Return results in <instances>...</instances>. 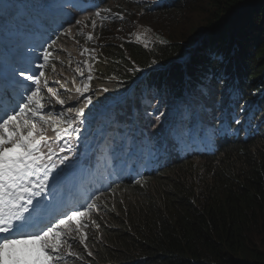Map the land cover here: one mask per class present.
<instances>
[{"label": "trees", "instance_id": "trees-1", "mask_svg": "<svg viewBox=\"0 0 264 264\" xmlns=\"http://www.w3.org/2000/svg\"><path fill=\"white\" fill-rule=\"evenodd\" d=\"M45 1L0 0V52L11 39L12 29L17 38L38 32L23 23L41 18L52 25L54 19L44 8ZM69 1L72 3L61 0L56 6ZM93 1L117 7L130 0ZM169 1L173 5L155 6L158 13H170L177 1L180 6L186 4L184 0ZM85 2L89 0H73L77 3L75 9ZM208 4L213 10L209 22L196 15L189 23L194 29L204 23L210 27L202 30V39L194 49L183 52L182 46L174 50L173 42L159 35L156 37L162 42L156 40L151 47L132 41L119 46L110 39L99 44L96 59L91 58V66L99 70L94 76L113 81L110 97L122 101L119 95L133 94V100H126L127 104L119 101L118 106L109 107L108 111L117 114L115 119L109 113L99 124L105 128L107 137L137 146L134 131L130 132L129 127L142 116L140 134L145 142L141 146L149 159L137 160L140 166L150 168L151 173L140 184L133 185L128 196L105 200L103 233L100 239L94 236L92 242L95 258L101 264H264V125L260 120L264 119V0H208ZM56 11L62 13L59 8ZM199 28L202 26L196 31ZM158 30L164 36L165 31ZM54 41L55 45L51 42L44 49L52 45L51 63L56 70L53 72L49 65L46 75L51 84L57 85L56 80L61 81L60 85L72 84L75 61L66 59V51L56 46L62 41L59 36ZM85 57L91 54L85 52L78 61H85ZM4 59L1 54L0 61ZM217 85L224 87L222 92L217 90L218 97L226 93L231 100L254 107L245 112L250 116L248 126L242 129L237 122L230 125V135L233 131L236 138L216 154L213 151L220 143L215 142V137L211 136L212 142L198 136L204 140L205 150H211L210 156L199 159L191 156L184 161L182 126L194 121L196 129L203 130L215 124L211 101L208 109L193 115L186 113V105L195 102L194 98L205 103L207 91ZM242 90L246 92L244 98L239 97ZM65 91L59 93L61 98L77 97L76 93L68 95ZM177 92L182 96L175 98ZM108 95L94 101V112L99 111ZM165 96L181 100V104L173 106L170 121L155 130L146 120L145 111L153 114L154 98L163 100ZM143 103L146 110L141 106ZM50 105L52 117L61 119V105ZM79 107L82 105L71 102V108ZM162 111L166 110L163 108L161 114ZM251 111L260 113L251 119ZM87 112L85 108L81 123L88 129L91 119H87ZM256 118L259 120L255 122ZM166 128L167 138L160 146L159 132ZM222 129L218 128L219 135ZM191 153L194 155L195 151ZM196 167L202 171L197 172Z\"/></svg>", "mask_w": 264, "mask_h": 264}, {"label": "snow or ice", "instance_id": "snow-or-ice-1", "mask_svg": "<svg viewBox=\"0 0 264 264\" xmlns=\"http://www.w3.org/2000/svg\"><path fill=\"white\" fill-rule=\"evenodd\" d=\"M102 11L111 12V9L97 10L93 15L103 19ZM115 15L123 19L121 13ZM88 19L92 20L94 28L95 20L91 16ZM76 23L81 24L82 21L77 20ZM65 34L70 35L71 29ZM87 38L92 40V34L89 33ZM55 43L52 41V45ZM49 48L43 50L42 63L36 65L35 72L18 73L31 82V87L26 89L29 93L26 103L13 106L9 97L6 106L5 94L0 93V264H60L65 254L77 256L71 251L77 238L84 249L88 248L85 229L89 222L99 227L91 219V213L99 211L95 202L99 196L90 197L92 202L81 205L77 210L59 214L58 206L45 199L50 195L49 177L59 168L53 157L63 154L58 156L59 164H65L69 155L64 153L75 154L74 145L80 134L78 124L82 122L85 107L93 102L90 91L92 66L86 60L78 61L75 70L78 77H85L80 63L87 65L89 74L80 83H77L78 77L73 76L71 82L77 96L84 98V106L67 109L68 114L74 113L72 119H54L51 113L44 114L47 105L42 89L47 90L50 102L66 103L58 90L49 87V79L46 78L45 69L49 65L53 72L56 70L55 64L51 63L53 53ZM55 83L60 84L61 81L56 80ZM65 90L73 91L71 88ZM103 91L108 92L109 89L104 88ZM49 127L55 132V148L52 138L46 135ZM61 142L66 147L61 146ZM87 255L91 256L92 252L88 251Z\"/></svg>", "mask_w": 264, "mask_h": 264}, {"label": "rangeland", "instance_id": "rangeland-1", "mask_svg": "<svg viewBox=\"0 0 264 264\" xmlns=\"http://www.w3.org/2000/svg\"><path fill=\"white\" fill-rule=\"evenodd\" d=\"M186 2L185 6H180L179 2L175 3L173 10L170 11V13L162 14L158 13L157 8H155L156 5H173L169 0H130L127 2H123L122 4L118 5L117 7L112 6L111 4H108V6L104 7L103 6V1H96L94 2L93 0H89L88 2H85V6L82 7L81 10L77 11L75 7L73 6V0L72 3L71 1L67 2L64 9L65 12L70 15L68 21L65 24H68L66 26V30L71 29V38H66L67 35L62 34L61 36V43L57 45V47L62 48V50H65V56H68L66 59L68 60H73L75 61V67L74 73L78 77V73H76V68L78 67V60L80 59L81 53L85 54L84 49H88L87 52L91 54V57H85V60L88 61L89 64H91V58L96 59L95 51L97 50L99 44L105 43L107 41H110V39L116 40L114 43L119 44V46H122L124 41H132L135 43L142 44L143 46L151 47L152 44L158 40L157 35L161 36L162 38H167L168 40H171L173 42V48H182L183 46V52L184 49L189 50L193 44H195L196 41L200 42L201 41V33L203 29H210V27H206L205 23L209 22L208 17L213 15V10L209 8L210 4H208V0H184ZM60 6H55L53 9L57 10ZM103 9H111V12H103L102 11V17H96L93 14L97 10H103ZM70 12H74L71 14ZM63 13V11H62ZM62 13H57L55 12L53 15V18L55 19L56 17L58 18ZM116 13H121L123 15V19L118 18L115 14ZM196 15H200L204 20V24H200L198 26L194 27L189 24L191 18ZM91 16L92 19L95 20V27H92V20L88 19V17ZM193 17V18H194ZM59 19V18H58ZM57 19V20H58ZM81 20V24H77L76 21ZM229 22V21H227ZM189 24V25H188ZM188 26V27H187ZM199 26H202V28H199L196 31V28ZM204 26V27H203ZM164 30L165 34L163 36V33H161L158 29ZM212 29V28H211ZM91 33L93 36L92 40H88V34ZM160 37V38H161ZM15 38V37H14ZM60 39V40H61ZM161 40V41H160ZM158 40L159 42H162L163 39ZM60 42V41H59ZM10 45L13 43H16L15 41L9 40L8 42ZM9 49V48H7ZM60 52V51H59ZM197 52V51H196ZM9 53V52H8ZM177 54V53H174ZM10 55V54H8ZM70 55V56H69ZM79 67L82 68V70L85 72V77L80 78V80H77V83H80L82 79H85L86 76L89 74L88 73V67L86 64H79ZM158 69V68H157ZM48 70V69H47ZM46 70V71H47ZM98 69L92 67V72L91 75L93 76L92 81L90 82V91L91 94L93 95V102L92 104L88 105L87 108L89 115L87 118L91 119V130L89 128H84L80 123L78 124V127L81 128L80 134L81 135V144L82 147L78 148L77 154H80V150L86 149L90 150V153L95 157V160L98 159H103L104 160V166L102 169V173L106 174V169L110 165V163L116 159L118 156H114L117 154V152L120 149V146L117 145V147H113L112 150L108 153L106 150L108 149V138L107 135L105 134V128H101L99 126V121L107 119V115L109 113H112L111 118L115 119L117 114L112 111H108L109 107H115L118 106V102L120 101V98L117 97H110L111 95H108L112 93L113 91L111 90V85L113 81L106 79V78H98L94 75L98 74ZM47 74V72H45ZM46 78L47 75H46ZM26 85L20 86L18 92H23L26 89ZM49 87H52L56 90H58L59 93H61L63 90L66 88L73 89V91H65L68 95H71L74 92V85L69 83V84H51V81L49 80ZM108 88V92H104L103 89ZM224 91V87H221V85H217V87L211 91H207V96L203 99L205 101L210 102L212 104V109L215 110V107L219 108L221 112H219V116L217 118H223L224 115H228L231 113L230 118H236L230 125L234 124L237 120V117L233 112L235 111V108H241L239 110V122L240 124L243 123L244 121V115L246 114L244 111L246 109L251 108L254 109V107L251 104H247L246 106H243V104L234 101V102H228L226 101V96L223 95L221 97H218L217 94H220L219 92ZM42 93L44 94L46 98V102H44L46 105H50L52 103L53 105L59 106L55 102V100H52L51 102L49 101L48 97H46L47 90L42 89ZM28 93L23 94L21 99H25L27 97ZM182 93L177 92L175 94V98H178V96H182ZM186 94V93H185ZM49 95V94H48ZM105 95H108V99L105 101H102V106L100 107L98 112H94L95 108H92L94 101L101 100L105 97ZM246 96V92L242 90L240 93L239 97L244 98ZM119 97L122 98V101L120 102H125L124 104H127L126 100H133V94H127L126 96L124 95H119ZM219 99H218V98ZM159 97H155L154 99L156 100L155 102L153 101V107H151V110L154 111L153 114L148 113L145 111L147 107H145V104H141L143 108L145 109L144 111L146 112V120L152 125V127L157 129H161L164 127L167 122L170 121L169 115L171 111H173L175 108L173 106L177 104H181V100L176 101L172 98V96H165L164 99H158ZM187 98V96H184V101ZM66 103L64 105H61L62 112H60V117L61 120L65 119H70L74 115L73 114H68L67 109L71 108V102L79 104V105H84L85 100L83 97H71V100L69 98H66ZM195 102L191 101L190 105L192 107L197 106L199 103V99L194 98L193 99ZM49 101V102H48ZM209 104V103H208ZM202 106V111L206 109L207 106ZM243 106V107H242ZM51 107V105L49 106ZM47 108V107H46ZM45 108V109H46ZM165 109V113L161 114V110ZM44 109V110H45ZM91 111V112H90ZM144 112V113H145ZM226 112V113H225ZM253 112V116L251 119L255 118L256 114L258 113ZM255 115V116H254ZM54 118H56L54 116ZM243 120V121H242ZM259 120L256 118L255 122ZM262 120V124L264 125V119ZM98 123V125H96ZM241 127H244L243 125H240ZM47 127V126H46ZM88 127V126H87ZM232 127V126H230ZM94 128L96 129L95 135L92 140H90V137L92 136V133L94 131ZM85 131V132H83ZM233 132V131H232ZM48 137H51L53 140L52 146L55 148L56 143H55V132L49 127L48 132L46 133ZM90 136V137H89ZM107 140V141H106ZM62 143V142H61ZM78 143V142H77ZM75 143V144H77ZM96 147V145H99ZM227 144V143H226ZM66 147V145H65ZM106 149V150H105ZM69 155V160L65 162V164H59V154L58 156H54L53 160L59 165V168L54 170L53 174L49 177V180H54L56 184L62 185L63 184V178H65V173L67 168L69 167L70 160L72 157V154L70 153H64ZM82 158V156L80 157ZM79 157H76L75 161L78 163L80 160ZM75 163V162H73ZM85 164H78L76 167H79V170L82 172V168ZM197 172L202 171L200 167H196ZM85 173H89V170H85ZM102 180V178L100 177Z\"/></svg>", "mask_w": 264, "mask_h": 264}, {"label": "clouds", "instance_id": "clouds-1", "mask_svg": "<svg viewBox=\"0 0 264 264\" xmlns=\"http://www.w3.org/2000/svg\"><path fill=\"white\" fill-rule=\"evenodd\" d=\"M225 95L226 101L228 102H238L237 100H231L230 95H227L226 93H221V96ZM202 101L198 103L197 106L192 107L191 105H186V113L188 115H193L197 111L202 110V106H206L209 102L208 101ZM207 103V104H206ZM240 103V102H239ZM209 105V104H208ZM245 103L243 106H246ZM242 106V107H243ZM209 106L206 107L208 109ZM241 108H235V116L238 117L239 110ZM219 112L222 113V111L215 107V124H212V126L203 130L196 129V124L194 121L188 122L191 125H184L182 126V136L180 137L182 141V156L184 161H187L193 156L194 158H202V157H209L210 153H208L203 144L204 140H211L214 142V138H211V136L215 137V142H219L217 149L213 151L215 154L221 150L223 145H225L228 142H231L234 138L231 133L230 124L236 119V118H230L224 115L223 118H217L219 116ZM88 117V116H86ZM88 120L90 118H87ZM141 121L142 116L138 117L137 122L135 125L130 126V132L134 131V136L137 141V146H131L130 144H124L123 140L119 141L116 137H107L108 138V149L106 152H110L113 147H117V145L120 146L119 151L117 152L115 157L118 156L116 159H114L109 166H111L112 169L107 167L106 174L109 176L108 183L104 184L99 177L95 178V180H91L87 182L86 180H75L73 184H70L69 186L67 184H53L54 180L49 181V192L50 195H46L45 199L48 201L51 200V196L55 195L58 192V188L64 189V186L66 185L67 188L71 191H73L74 195L73 198H70L66 204L62 203L60 206L57 203L58 206V214L63 212H68L69 210H77L80 208L81 205H84L85 203L92 202L91 198H94L95 196H99V199L96 200V204L98 205L99 211H93L91 213V219L95 220L97 224H99V227L97 228L95 225L91 224L89 222L88 227L85 229L87 232V240L86 243L88 245L87 249H84L83 245L79 243V239L72 244V252H75L77 256H70L65 254V258H63L60 262V264H101L98 262V258H95V253L92 250V242L93 237L97 236L98 239L102 236V227L103 223L106 221V215H107V208L105 206V200H111L114 201L116 198H123L125 196H128L129 192H131L132 186L140 184L142 179L148 175H151L150 168H146L140 165H130L129 162L135 159H141L145 155V151L143 150L142 146L145 141L143 139L139 140V135L141 131ZM204 121H207V118L204 119ZM244 122V121H243ZM243 125V124H239ZM247 125L244 124V127ZM244 127H241L242 129ZM218 128H223L221 130L220 135L218 134ZM250 129V128H249ZM252 129V128H251ZM195 130V131H192ZM129 132V133H130ZM238 134H241L239 131ZM200 136L201 139L198 137ZM117 141V142H116ZM200 150L202 153L200 154ZM191 151H195V154L192 155ZM186 154V155H185ZM93 155L89 156V158L85 161V163H89L91 166H95V164L92 160ZM146 157H148L146 155ZM183 161V162H184ZM120 167L121 171L116 170V168ZM99 167H96L92 170V168L89 170V173H85L87 178H93L95 176L94 171H98ZM54 190L53 192L51 190ZM65 193V191H64ZM76 193H80L79 196ZM128 194V195H127ZM39 199V198H38ZM54 202V201H53ZM55 203V202H54ZM60 207L64 208L63 210H60ZM96 232V233H95ZM91 251L92 255L88 256L87 252Z\"/></svg>", "mask_w": 264, "mask_h": 264}, {"label": "bare ground", "instance_id": "bare-ground-1", "mask_svg": "<svg viewBox=\"0 0 264 264\" xmlns=\"http://www.w3.org/2000/svg\"><path fill=\"white\" fill-rule=\"evenodd\" d=\"M75 4H77V3H75ZM44 6V5H43ZM83 6H85V5H83ZM83 6H81L79 9H77V11H79V10H81L82 9V7ZM64 7H65V4L64 5H62V6H60L59 7V9L60 10H62L63 11V9H64ZM76 8V7H75ZM74 13V12H73ZM19 31V30H18ZM47 48H49V47H47ZM195 47H191L190 49H194ZM189 49V50H190ZM189 55H190V53H189ZM184 61V60H183ZM1 62V61H0ZM18 76V75H17ZM13 78H17L16 76L15 77H13ZM17 90H19L20 91V89L19 88H16V91ZM11 93H13V88H12V90H11ZM13 94H15V93H13ZM29 94V93H28ZM27 94V95H28ZM20 99H21V97H19ZM16 110L18 111L19 109L18 108H16ZM244 112H246V110L244 111ZM240 118H239V115H238V117H237V120L236 121H238ZM250 120V116L248 115V114H245L244 115V122L242 123V124H245V125H247L246 123L248 122ZM239 124H240V122H239ZM249 125H251L253 128H256L253 124H250L249 123ZM99 126H101V125H99ZM248 126V125H247ZM88 128H89V130H91V126H89V124H88ZM101 128H103V126L101 127ZM80 130H81V128H80ZM167 128L166 129H164V130H161L160 132H159V139L157 140V142L160 144V146H162L163 144H164V142H165V140H166V138H167ZM95 131H96V129L94 128V131H93V133H92V136L90 137V140H92L91 138H93L94 137V135H95ZM83 132H85V131H83ZM107 141V140H106ZM108 142V141H107ZM61 146H65V145H63L62 143H61ZM98 146H100V144L99 145H96V147H98ZM106 150V149H105ZM211 150H208L207 152H210ZM147 154V153H146ZM153 154H155V153H153ZM146 158V155H144V158H143V160ZM76 159V158H75ZM147 159H149L148 157H147ZM96 162V165H97V167H99V169H98V172H99V175H100V177L102 178V182L103 183H105L106 181H107V174H103L102 173V169H103V166H104V160L103 159H98V160H96L95 161ZM129 164L130 165H134V164H136V165H141V163H140V160H135V161H130L129 162ZM149 165V164H148Z\"/></svg>", "mask_w": 264, "mask_h": 264}, {"label": "water", "instance_id": "water-1", "mask_svg": "<svg viewBox=\"0 0 264 264\" xmlns=\"http://www.w3.org/2000/svg\"><path fill=\"white\" fill-rule=\"evenodd\" d=\"M205 34H208V32H205ZM198 43H199V42L196 41L195 44H193L192 46H193V47H197V46H198Z\"/></svg>", "mask_w": 264, "mask_h": 264}]
</instances>
